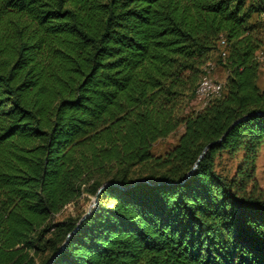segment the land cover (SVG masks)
Masks as SVG:
<instances>
[{"label": "trees", "instance_id": "1", "mask_svg": "<svg viewBox=\"0 0 264 264\" xmlns=\"http://www.w3.org/2000/svg\"><path fill=\"white\" fill-rule=\"evenodd\" d=\"M262 14L264 0H0V264H264ZM214 54L221 94L186 110ZM224 154H240L232 173ZM84 194L86 217L56 219Z\"/></svg>", "mask_w": 264, "mask_h": 264}, {"label": "rangeland", "instance_id": "2", "mask_svg": "<svg viewBox=\"0 0 264 264\" xmlns=\"http://www.w3.org/2000/svg\"><path fill=\"white\" fill-rule=\"evenodd\" d=\"M261 25V37H262V47L258 51V58L260 61V69L258 74L257 83L259 87H264V14L259 17ZM212 62L208 63V68L206 70V76L220 83H224L226 77V71L222 66L217 62V55L212 56ZM204 106L202 101L196 99L192 100L186 110H198ZM183 131L182 127H179L174 133L170 134L164 139L156 141L152 145V152L155 155H162L168 149H170L176 142ZM240 160V154L236 155L234 158H229L227 155H223L222 159L218 163V169L223 170L224 172L230 171L233 172L235 165ZM255 179L259 186L264 187V145H262L257 153L256 163H255ZM92 196L84 194L79 200L73 204L65 206L57 215V220H64L65 218L71 216L74 217L79 215L87 209V207L92 202Z\"/></svg>", "mask_w": 264, "mask_h": 264}, {"label": "built area", "instance_id": "3", "mask_svg": "<svg viewBox=\"0 0 264 264\" xmlns=\"http://www.w3.org/2000/svg\"><path fill=\"white\" fill-rule=\"evenodd\" d=\"M222 87V83L212 80L211 78L204 75L200 79L196 88V98L205 104L209 98L213 96H219L221 94Z\"/></svg>", "mask_w": 264, "mask_h": 264}, {"label": "water", "instance_id": "4", "mask_svg": "<svg viewBox=\"0 0 264 264\" xmlns=\"http://www.w3.org/2000/svg\"><path fill=\"white\" fill-rule=\"evenodd\" d=\"M209 145L205 146L201 152V154L199 155L198 159L196 160V162L194 163V165L192 166V168L190 169V171L188 172L187 175H189L197 166L198 160L202 157V155L205 153L206 149L208 148ZM103 186L99 187V189L97 190V193L102 189ZM97 204V195H95L92 198V202L91 204L87 207V209L85 210V212L83 213V215L81 216L80 220H82L84 217H86L90 211L96 206Z\"/></svg>", "mask_w": 264, "mask_h": 264}]
</instances>
